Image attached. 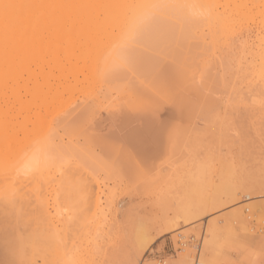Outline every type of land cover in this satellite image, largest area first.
I'll use <instances>...</instances> for the list:
<instances>
[{
    "label": "bare ground",
    "instance_id": "bare-ground-1",
    "mask_svg": "<svg viewBox=\"0 0 264 264\" xmlns=\"http://www.w3.org/2000/svg\"><path fill=\"white\" fill-rule=\"evenodd\" d=\"M2 74L5 75L2 76ZM11 79L15 80L11 82V84L15 83L14 86L17 85L19 86L18 88L22 85L19 84L24 82L26 86V89L23 88V90L25 89L24 93L27 92L31 98L28 100L26 99L28 96L24 95L27 100V102L25 100L26 105H24L25 102H21V99L20 102L22 106H20L19 99L16 97L18 94H12V96L15 95L17 100H15L13 96V101L16 102L15 104L12 103L14 106L11 104L10 109L18 104L23 110H20V114L18 113L19 115H16L14 112L16 108L15 110L13 108L14 111H11L6 107L13 114L15 113V115L13 116L12 114L11 117L10 115L7 116L9 111H7V114L5 112V115L0 114V117L2 116L0 118V206L3 210L0 209V216L3 214V220L0 222H4V218L6 219V217L10 215L11 220H9V217L7 218L9 222L14 224L10 223L12 226L15 227V221L19 222L21 220L19 223L16 222V224L22 226L23 223H26L25 226L30 224L35 230H40L41 233H39V231L37 232L38 236H44H39V238H37V241L39 240L37 244L41 242L37 246L42 244V242H52L55 243H51L52 245L58 246L57 243L62 239L60 230L64 238V235L67 233H63L66 231L65 228L70 229L73 224L76 226L79 225V228L82 226L83 229H87L86 231L92 230L93 233L95 232L93 237L97 235L96 238H98L99 230L111 226L114 228L115 225H118L116 224L118 223L117 221L116 223L113 222L116 218L115 210H117L114 204L116 197H111L115 194L114 189L118 185H113V192L111 191L110 194L106 192L107 195L104 196L105 181L99 180L100 183L96 180L100 178H97L98 176H93L99 172L97 170L98 166H95L96 158L97 160H101L102 157V161L105 158V164L102 161L97 163L100 165L103 163V168L108 167L109 169V166L112 168V165H110L112 164L110 162L112 159L107 161V163L109 162V164H107V156H105L110 153L112 147L108 141L106 144L105 142L102 144L104 141L102 140V145L97 144L99 145L98 148L94 146L95 150L93 152L87 150L88 154L86 157L89 155V152L95 153V160H93L90 154L87 157V161L86 157L80 152V149L82 148V150H84L83 147L85 146L81 145V147L79 146L80 148H78L77 140L76 143H73L72 140L76 139L75 137H78V140L81 137L88 138L89 135L93 138L92 135L94 134L89 126H92L94 119L98 118L96 115L99 114L98 111L101 109L100 107L104 103V99L108 98L109 101L111 98L115 99V97H118L116 101H120L118 103L120 106L122 103L121 110L132 119L136 117L138 119H146V125L142 124V122L144 123L142 119L141 121L140 119H135L137 125L139 123L138 121H140L143 128L141 129V126L138 125V129L134 128V130L136 129L138 131L135 130V132L127 133L125 144L119 145V147L115 146L122 160V172L129 173V175L126 176L130 177H124L125 175L122 176V172L115 170L119 171L116 175H122L113 178L115 181H117V179L119 180L121 176L124 179H130L132 177L131 180L137 178L134 180L137 184L140 183L139 181L144 183L149 182V179L153 182V179L149 175L151 172H148L146 167V171H144V164L142 165V163L143 158H146L149 152L152 151L151 155L154 154L153 150H156L159 144L158 142H160L157 133H152L153 131L155 132L154 129L157 123L153 118L157 119L158 114L156 113L157 115L155 118V112L160 103L172 102L179 112L183 111L182 114L186 113L185 109L189 112L188 115H190V113H193L192 115L199 113L198 118L201 117L204 120L206 117L204 123L207 119L209 121L211 120L210 124L214 126L211 125L212 128L209 130L211 134L213 132V134L218 133L217 130H221L224 125L222 122V126H220V122L223 120H220L217 125L216 121H214L216 119L214 115L219 114L220 116L221 113L220 111L218 112V110L230 108L234 101H241L243 99L246 101L245 99L252 97V99H249V101L251 100V104L253 100H255L253 104L263 103L264 105V0H0V86L2 87L0 89L6 92L2 96L3 106L4 102L7 100L4 101V97L9 93L8 90L11 89L10 91H12L14 88V86H12L13 84L11 88V86L9 87L6 83L8 80V82L12 81ZM29 83L33 84L32 87H29ZM8 87L9 89L7 90ZM33 87L34 89H32ZM5 89L7 91H5ZM22 91L19 92L22 93ZM12 92H10V96ZM114 94H116L115 97L113 96ZM20 97L22 98V95ZM6 98L9 97L7 96ZM11 100L9 103L7 102L8 105ZM5 105L7 106V104ZM237 105L240 106V104ZM237 105H234L236 109H238ZM234 106L233 108L231 106L232 110ZM248 106L249 109L252 108V105L250 106L248 104ZM258 106L256 105V108ZM0 108L3 109L1 105ZM260 109L261 108H259V110ZM214 110H216L217 114ZM256 110L258 111V109ZM172 111H174V108ZM224 113L226 114V112ZM239 114H241V112L238 113V115ZM219 116L218 119H220ZM126 117H124V119H127ZM260 117L262 118L259 114V120H261ZM225 118L228 120L229 116ZM235 118L238 121V116ZM233 119L234 118H232V120ZM88 122L92 123L89 125ZM207 122L206 125L208 124ZM233 122L236 121H230V123L227 124H231L232 126L234 124ZM196 123L194 126L196 134L203 130L201 127L203 128V126H205L206 128L208 126L202 124L200 130H198V125L196 126ZM215 123L218 128L217 130ZM245 123L246 122L243 124ZM239 124H241V122ZM68 126H76V130L78 126L79 130L76 131L75 127L71 129V127L69 128ZM86 126L88 127L86 128ZM231 126L228 127V130L231 131L234 128V131L232 130L234 133H231V135L234 134L232 137L236 139L238 133H235L237 132L235 126H232L233 128L230 129ZM66 127L69 128L68 132L71 130L70 134L74 131V136L72 135L73 138H71L72 136L70 137V135V139L66 137L68 134ZM92 127L95 128L96 126L94 127L93 125ZM194 127L192 132L195 133ZM63 128H65V130ZM84 128L88 129L87 132L90 133L88 136L84 133L85 130L83 132L80 131ZM208 128L206 129L207 131ZM139 129L141 131H139ZM206 130H204L205 132H203V134L207 133ZM222 130L226 132L227 128L224 129L223 127ZM258 130L260 129L257 127V132H259ZM61 131L67 134H64V136ZM243 131L240 133L242 134ZM78 132L80 137L78 136ZM179 132L180 134L181 132H184V134L187 133L185 129L179 130L178 133ZM140 133H147V135H140ZM178 133H175L179 138L175 136L176 139L174 138V144L182 148L184 146L183 144L180 146V143L184 141L183 139L181 141L180 138L183 136H180V134L178 135ZM83 134L85 136H83ZM260 134L257 140L263 137H260ZM203 136L200 135L201 138H203ZM65 137L68 140H65ZM243 137L247 138L249 136L243 135ZM98 138L101 140V137L98 136ZM240 138L241 135L238 139L241 140ZM87 140L83 141L82 144L87 143ZM91 140L89 145H91ZM224 142L228 144V142L232 143V140L227 142L223 141V143ZM260 142H262L260 144H264L262 140ZM184 143L187 144L186 142ZM127 144L130 145L127 146ZM206 144L208 145V143ZM216 144L218 145V143ZM237 144H239V142L236 141V145ZM245 144H247L248 147V143L245 142ZM7 146H9V150L4 149ZM91 146L88 149H91ZM233 146L234 144L232 147ZM237 146L239 147V145ZM219 147L221 146L218 145V148ZM232 147L229 149L230 155L227 153L228 156L232 155ZM257 147L255 148L256 150ZM210 148L211 147H209V149ZM249 148L250 147H248V149ZM215 149L213 150L212 147L213 151H215ZM252 149L254 148H251V150ZM245 150L242 151L246 155L248 150ZM260 150L259 152L261 153L262 151ZM119 151H122V153ZM84 153H86V149ZM249 153L251 154V152ZM249 153L248 155L251 157ZM256 154H254V157ZM248 155H246L247 161L251 160ZM262 156L264 157L263 154ZM233 158H227L229 163V160H231L230 164L235 161ZM256 159L255 166L251 163L247 164L250 161L246 162L247 166L245 165L247 169L249 166V169L254 167V173L255 169H258L253 176H255L257 172L259 174V170L262 173L264 172L263 168V170H261L262 164L264 165V161L262 160L264 159ZM214 160L216 164L218 161L216 162L215 158ZM221 161L222 159H219L218 163L220 164ZM89 162L95 169H91L92 167L89 165ZM115 162L119 163L118 160H115ZM253 162H255V158ZM258 162H260V164L261 162L263 163L260 165ZM206 163L209 164V162ZM211 164L212 163H210L207 169L203 166V171L198 169V173L196 172L195 175L191 177V182L193 184L190 183V185L196 191L192 189H189V191L195 193V195H192L194 198L186 197L187 199L184 201L185 204L180 205L181 207H179V210L175 213L176 216L174 215V217H171L172 219L170 218L169 220L166 219V222L164 221L167 230H172L173 228L180 227V225H186L197 221L205 217L211 211L224 206L223 203L236 202L239 198L240 191L247 192V194H249V199L258 197L257 200L249 202L250 207L254 208L258 205L259 208H264V176L260 175L262 174L261 172L259 175L257 174V176H255L258 179L256 181V179L254 180L255 177L253 178L252 176L251 170L248 171L244 167L243 170H245V175L242 176V174H244L243 170L241 171L242 174L240 172L237 174V164L236 166L235 163L232 164V166H235L233 168L229 164L228 166H231L232 169L227 171V167L226 170L222 169V167L224 168L223 165H225L223 162L221 163L222 166L220 165L221 169L219 171L221 173L224 171V177L221 175L223 177L222 179L219 176V181H225L227 184L225 182L221 184L220 182L219 184L221 185L218 186L216 185L217 183H215V179H213L216 174L212 175L215 169H211ZM257 164L259 167H257ZM210 170L213 171L211 172ZM90 171L92 173H90ZM208 171L211 172V175L209 174L210 176L207 173ZM234 172H236L235 174L238 177L236 176L235 178ZM145 174L150 176V178H147V181ZM239 174H241L245 180L242 181ZM250 175L253 179H248ZM245 176L247 177L245 178ZM93 177L94 179H92ZM226 177L231 179V182ZM233 177L239 180L238 185V180H236V183L234 180L232 181ZM89 178L90 182L88 181ZM224 178H226V180ZM250 180L252 181L250 182ZM87 182L91 183L92 186H90L89 183L88 185ZM233 182L235 183L234 185L232 184ZM84 184H87V186ZM95 184L96 187L93 186ZM230 185L236 188L233 187V189L231 188L230 190ZM108 186L110 188V184H108ZM224 187L228 189L229 192L225 190ZM187 188L188 187H186V190ZM65 190L67 194L65 197H68L71 193L73 197L70 195L65 199L62 194ZM223 191L228 192L229 196L225 195L226 192L223 193ZM220 194L222 197L225 195L227 201L226 199H224V201ZM75 197L79 199H75ZM106 197L108 198L107 200ZM109 197L112 201H108L110 200ZM228 197L230 200H228ZM79 202L80 204H78ZM86 203L89 204L87 205ZM71 205L75 206L76 209L71 207ZM250 207H246V210L252 212ZM71 208L76 211L72 213ZM251 212L248 214L243 212L241 218L242 221L240 225L247 231L255 229H253L254 224H252L253 222L251 220L254 218L252 214L254 211ZM227 213L224 216L222 215V217L220 216L221 219L215 218L211 220L209 224L206 221V223L210 225L211 232V238L205 243L208 249H212L218 244L216 237L218 236V227L221 226L219 225L221 221H224L223 226H227L231 231L234 229L235 223L239 224L235 219L233 221L230 220L231 216L240 217L241 214L239 210H237V212ZM72 215H74V217ZM71 218L74 219V221L76 220V222L78 221V224L74 223ZM111 220H113V224ZM209 220L210 219H208V221ZM222 222L220 224H222ZM68 223L71 227H69ZM3 224H1L2 227ZM250 224H252V226ZM6 225H8V223H6ZM19 225H16L18 229L15 227V230L14 227H10L13 231L17 230L16 233L12 231V233L17 234L16 237H21L23 231L25 232V230L20 231ZM30 225L28 227H30ZM66 225L68 226L66 227ZM29 229H27V232L31 231ZM5 230H7V228ZM5 230L3 228V231ZM19 231L21 233L20 236L18 235ZM67 231L69 232V230ZM96 232H98V234ZM2 233L0 235H2ZM4 233L6 234L5 236L9 234L7 232ZM13 235L10 234V236L14 237L15 235ZM102 235V237H104V234ZM8 236L3 238L9 242L11 238ZM27 236L26 238L31 239L37 235L35 234L34 236L32 229V233L30 232ZM22 237L18 239L20 243H16L17 239H11L13 240L12 245L18 244L15 247H18V249L21 248V250H23V247H21L22 244H27L23 243V238L25 239V237ZM3 238L0 239V243L1 241L3 243ZM76 238H78V236ZM108 238H110V236ZM187 238L188 237H186V239ZM183 239L184 238H182V241ZM87 240L85 242H87ZM109 242L110 241L107 243L109 244ZM139 242H141L140 251L142 253L144 248H148L147 245L150 241L141 237L139 238ZM29 243L27 245H29ZM33 243H36V240ZM1 249H3L2 246ZM21 250H19L18 253H20ZM187 250L189 249H186V251ZM204 250L206 251V249ZM186 251L183 256L181 255L182 263L192 264L189 255L190 252L188 253V251ZM201 251H203V249H200V252ZM43 252L44 251L41 252L42 255ZM24 256L25 255H21V259L22 257L25 258L27 255ZM199 258L200 253L196 257V264ZM25 259L28 264L29 260L27 258ZM179 261L180 260L177 259V262ZM20 262L23 261L21 260L19 263ZM35 262V264H37V261ZM198 262L201 264L200 259ZM177 264H181V262Z\"/></svg>",
    "mask_w": 264,
    "mask_h": 264
},
{
    "label": "rangeland",
    "instance_id": "rangeland-1",
    "mask_svg": "<svg viewBox=\"0 0 264 264\" xmlns=\"http://www.w3.org/2000/svg\"><path fill=\"white\" fill-rule=\"evenodd\" d=\"M5 74H2V76L5 75ZM7 75H8V73H7ZM7 75H6V77H7ZM11 80L12 81H10V82H8L9 80L8 81L5 80L9 87L13 84V83L11 84V82L15 81L14 79H11ZM9 83H10V85H9ZM31 83H29V87H32L33 84H31ZM3 84H5V83H3ZM14 84L12 86H14ZM19 85H21L20 88H18L19 86L16 85L18 89L16 88V86H14V88L12 90L13 92L10 91L11 89H9V87L7 88V90L9 89L8 90L9 93L6 94V95L9 98H6L7 96L4 97V101L7 99L4 102V106H3V101H2L3 98H2V96L6 92H4L2 89H0V103H1L0 105H1V107H3V109L0 108V114L5 115V112L7 114V111H9L7 108L10 109L11 108V104L12 103L15 104L16 101L15 102L13 101L14 100L13 96L15 97L16 93L18 94V96L16 95V97L19 99V102H20L21 99H22L21 102H25L26 99L29 100L31 98V96L28 95L26 91H25L26 93H24V90L26 89L25 83L22 82ZM12 86H11V88H12ZM0 88H2V87L0 86ZM3 88H4V86H3ZM23 88H25V89L23 90ZM32 89H34V87ZM7 90L5 89V91H7ZM19 91H22V93L19 92ZM10 92H12L11 96H10ZM12 94H15V95L12 96ZM21 95H22V98L20 97ZM24 95L28 96V98L25 99ZM113 96L115 97L116 94H114ZM10 97H12V98H10ZM16 97H15V100H17ZM117 98L116 97H115V99L111 98V100L109 99V101H108V98L104 99L105 101L103 100L104 101V103H103L104 105L102 104V106L100 107L101 111L99 110L100 111V112L98 111L99 114L96 115V117H98V118H95L96 121H95V119H94V121L92 119V121H93L92 126L93 125H94V127L96 126L95 127L96 129L93 128L92 126H89V127H91L90 129H91V131L94 134V135H92V132L90 131L91 135L93 136V138L89 135L90 133L87 132L88 129H86V128L88 126H86V128H84L83 130L81 129L80 131L83 132L85 130L86 132L84 131V133H86L87 136L89 135L88 138L87 137H84V138L81 137V138H79V140H80L79 141L78 137H75L76 139H73V140L71 139V140H72L73 143H76V140H77L78 148H80L81 145L85 146V147H83L84 150H82V148L80 149V152L85 157L88 154L87 150H89V151L91 150V152H93L95 150V147L98 148L99 145L104 144V142L106 144V142L108 141V143L111 145L112 150L110 151V153L108 155H105V156H107L106 157L107 158L106 163H107V161L112 159V161H110L112 164H110V165H112V168H114V169L110 168L111 166H109V165H107V166H109V169H108V167L107 168H105V167L103 168L102 167L103 163H101V165L98 164V163H100L102 161V157H101V160L100 159L97 160V158H96V160H97L96 161L94 159V154L95 153L93 154V153L89 152V155L91 154L93 160H95V163H96L95 166L96 167L98 166L97 170L99 171V172L96 173L98 175L95 174L96 170H95V172L93 171V173L95 174L93 176L94 177L98 176L97 178H100V179H96V180H98V182L103 180L106 183V186H104V190H105L104 196L107 195L106 192H109V194H110L111 191L113 192V187H112L113 185L114 186L118 185L114 189L115 190V194H113L111 196V197H113V196L116 197L115 200H114L115 201L114 204H115V207L117 209V210H115L116 211L115 212L116 218H115V215H114V218L116 220L115 219H114V221L111 220V223H112V221L115 222V223L117 221L118 223H116V224H118V225L117 226L115 225L114 228H113V226H111V227H108V228L106 227L104 229L99 230L98 231L99 232V236H98V238H96L97 235H94V237H93V234L95 232L93 233L92 230L86 231L87 229H83L82 226H80V228H79L78 227L79 225L76 226L73 223H72L73 224L72 225L73 228H72L69 225V223H68L69 227H71V228L70 229L69 228L66 229L65 227H63L66 230V231L63 230L64 231L63 233L65 234V232H67L66 235H64V238H63L62 232L60 230V233H61V236H62V237L61 236L60 237L64 241L62 239H60L59 240L60 243L59 242L57 243L58 246L57 245L56 246L52 245V244H55V243H52V242H48V243L47 242H42L43 245L40 244L39 246H37L39 243H41V242H39L37 244V242L39 241V240L37 241V238H39V236H41V235L38 236L37 232L39 231V233H41V231L40 230H35L33 227H31L30 224L25 226L26 223H23L24 224L23 225L22 224L23 221L21 222L22 226H20L19 224H16V222L19 223L21 220L19 222L15 221V227H17L16 229H18V226H16V225H19L20 229H21L20 231L25 230V232L23 231V233L21 235V237L22 236L25 237V239L22 237L23 240H24L23 243H27L28 244L30 242L29 245L21 243L22 246L21 245L20 246L23 247V250H21L20 246H19L20 249H18V247H15L18 244L14 245V246L12 245L14 239L15 240L17 239L16 240L17 242L15 241L16 243H18V242L20 243V240H18V239L19 238L21 239V237H16L17 234H15V233H16L17 230L16 231L12 230V228L14 226L11 225V224H13L12 222H9V220H11L10 219V215H9V216H7V217H9V220L6 217V219L4 218V222L2 221L5 224L0 222V227H1L0 231L1 230L3 231V228H4V230L7 228V230L3 231V233H2V231L0 232V234L2 233V235H0V237L2 236L0 239H2L3 237L6 238L8 235L10 236V234H12V235L14 234L15 236L14 235H13L14 237L10 236L11 239L14 238L13 240L10 239L12 242L9 239H8L9 240V242H8L4 238H3V240L5 242L3 241V243H2V241H1L2 244L0 243V264H21V263L22 264H24V263L27 264L25 258H27L29 260L28 264H35L36 263L35 261H37V264H42L44 262H45L44 264H108V263L109 264H165V263L166 264L167 263L168 264H173V263L177 264L179 262H181V264H183L184 262L182 263V256L185 253L186 249H189L187 251H188V253L190 252L189 255L191 257L190 259H191L192 264L194 262H195L194 264H196L197 251H196L194 245L198 241H200V242L202 241V243H203L201 245V247H202L201 250L203 249V251L200 252V258H199L201 264H226V263L227 264H262V262H264V208L262 207V209H261V208H259L258 205H256L254 208L250 207L249 206V202H252L253 200H257L258 197H254L252 199H249L248 198L249 194H247V192H241L240 191L239 198L237 199L236 202L234 201L235 203L234 202L227 203V204L223 203L224 206H222V207L219 206L220 208H217V209L211 211L205 217L200 218L199 220L194 221L192 223H188L186 225H180V227L173 228L172 230L171 229L167 230V227H166V224H165V222H166L165 220L166 219L169 220L171 217H174L176 211H178L179 207H181L180 205L185 204L184 201H186V199H187L186 197L190 198V197H193L192 196L193 194L195 195V193L192 192V191H189V189L190 190L192 189L193 191H196L195 189H193V187L190 185V183H192L191 182V177L193 175H195L196 172L198 173V171H197L198 169H201L203 171V169H202V168H204L203 166H205V169H207V167L210 166V163H212L211 164L212 165L211 169H215V171H213V170H210V171L214 172V173H212V175L216 174V175H214L215 178L213 177V179H215V183H217L216 185L219 186L223 182H225V181H223V182L219 181L220 180L219 176L222 179L224 177L223 176L224 171L222 170L223 173H221L219 171L221 169V166H222L221 163L224 162L225 165H223L224 168L222 167V169L226 170V167H227V171L229 169L231 170L237 164V168H238L237 174H238L239 172L241 173V171L244 169L245 165L247 166V164L251 163L252 165L255 166L256 161H257L256 158H258V159L260 158L261 160L264 159V157L262 156V154L264 155V147H263L264 144L263 145L260 144V143H262V142H260L261 140L264 142V139H263V137H264V133H263L264 132V129H263L264 128L263 127V125H264V115H263L264 114V112H263L264 111V105H263V103L261 102L262 104H256V103L253 104V102H255V100H253V102L251 104V100L249 101V99H252V97H249V99H245L246 101H244V99L241 100V101H236V102L234 101V103L240 104V106H238L237 104H234V103L231 102L232 103V105H231L232 108H233L234 105H237L238 109H236L235 106H234V109L232 110V108L230 106V103H229L230 108L228 107L225 110L224 109L218 110V112L220 111L221 114H220V116H219V114L218 115H214L216 117V119H215L214 116H213V118L215 119L214 121H216V123L218 125L219 121L223 120V121L220 122V124H221L220 126H222V122H223L224 129L227 128V131H228V132L226 131L227 133L223 132V130H222L223 127H222L221 130H219L216 127V123H215L216 130L218 129L217 132L219 134L218 133L213 134L214 132L212 134H211V132L209 133V130L212 128L211 127L212 124H210L211 120L209 121L207 119L208 122L206 120V122L208 123L207 124L208 126H207L206 122L204 123L206 117L204 118V120L201 117L198 118L199 113L196 114L197 116L195 114H194L195 116L192 115L193 113L192 114L190 113V115H188L189 112L185 109L186 113L184 112L185 114H182L183 111L179 112L178 109H176L174 107V103H172V102H162V103H160L158 108H157V110H156V112H155V118H156V115L158 114L157 115V119L153 118V120H156V122H157V123L155 122L156 123L155 129H154L155 132L154 131L152 132L154 134L157 133V135L160 138L159 139L160 142H158L159 144L157 145L156 150L155 149L153 150L154 154L151 155L152 151L149 152L148 153L149 155L146 158H143V163H142V165L144 164V168H143L144 171H146V168H147V171L151 172V174H149V175L153 179V182H151L152 180L149 179V182L144 183L142 181H139L140 183L137 184V182L134 181V180L137 179L136 176H135L136 179L131 180L132 177L130 179H127V178L130 177V176L127 177L129 175V173L127 174L125 172H122L123 171V165L121 164L122 160H121V157L118 155V152H117L118 150H116V147H119V145L121 146V145L125 144V141L127 140V138H126L127 133L129 134L130 132H135V130L138 129V125H140L141 129H142L143 128L142 124L146 125V123H145L146 119L144 120L143 118H141L142 121H144V123L142 122V124H141V122H140L141 119L139 118L140 121H138V122L140 124L138 123V125H137V123H136L137 121L135 119H137V120H139V119L137 117L133 118V119L128 117V115L123 110H121L122 109V107H121L122 103H121V106H120V104L118 105V103L120 101L117 102L116 101ZM10 100H11V102L8 105ZM21 102L19 103L20 106H22ZM26 102H27V100H26ZM26 102L24 103V105H26ZM31 102H32V100H31ZM121 102H123V101H121ZM240 102H242V103H240ZM245 102H247L250 106L252 105L253 110H252L251 107H250L251 109H249L248 104L245 103ZM28 103H29V101H28ZM5 104H7V106ZM14 104H12V106H14ZM172 105H173L174 111H172L173 110ZM256 105L257 106L259 105V106L256 108ZM17 106H18V104L15 105V107H13L14 110L16 108V111H14L13 108L10 109V110L14 111L16 113V115H19L20 114V110H23V108H20L18 106V110H17ZM5 108H6V110H5ZM259 108H261V109L259 110ZM256 109H258V111L259 112L261 111V112L259 113ZM11 111H9L7 116H9V115H10V117L12 116L13 113ZM211 112H210V116H211ZM214 112L216 113V110H214ZM224 112H226V114ZM234 112H236V113H234ZM240 112H241V114L238 115V113H240ZM262 112H263V114H262ZM15 113L13 114V116L15 115ZM231 114H233V115H231ZM235 114H236V116H238V121L235 118L236 117ZM259 114H260V116H262V118L260 117L262 122H261V120H259ZM218 116H219L220 119H218ZM226 116H227V118L229 116L228 120L225 118ZM124 117H126L127 119H124ZM231 117L234 118V119L232 120ZM191 118H194V119H191ZM196 118H197V120H196ZM217 119H218V121H217ZM230 121H236V122H233L234 124L232 125L233 127L235 126V128H236L237 132H235V133L236 134L238 133V136L236 137V139H235V137L234 138L232 137V136H234V134L231 135V133H234L233 132L234 128L231 126V124H229V125L227 124V123H230ZM256 121H257V123H256ZM196 122H198L199 124L196 123ZM201 122H203V123H201ZM225 122H226V125H225ZM240 122H241V124H239ZM244 122H246V123L243 124ZM91 123L88 122L89 125ZM195 123H196V126L198 125L197 126L198 130H200V127L202 126V124L206 125L207 127L206 128H205V126H203V128L201 127V129H203V130L199 131V133L196 134V131H195L196 129L194 127ZM237 123H238V125H237ZM84 126H85V124H84ZM157 126H160V127H157ZM229 126H231L230 129L233 128L232 129L233 131L232 130L231 131L228 130ZM68 127L69 128L71 127V129L75 127V130H76V126H68ZM68 127H66V129H67L66 131H67L68 134L66 132L64 133V131H61V132H62L63 135L67 134L66 137H68V139H70V137L73 135L74 131H73V133L71 132V134H70L71 130H69V132H68V129H69ZM193 127H194L195 133L192 132ZM238 127H239L240 130L238 129ZM257 127H258V129H260V130H258L259 132H257ZM92 128H93V130H92ZM134 128H136V129L134 130ZM207 128H208V131L206 130ZM63 129L65 130V128H63ZM182 129H185V131H187V133H186L187 135L184 134V132L183 133L181 132V134H180V132L178 133V131L182 130ZM188 129H190V130H188ZM77 130H79L78 126H77ZM198 130H197V132H198ZM204 130H206L207 133L203 134V132H205ZM136 131H138V130H136ZM139 131H141V130L139 129ZM241 131H243L242 134L246 131L243 135L249 136V137H247V138L243 137V135L240 133ZM175 133H178V135L180 134V136L182 135L184 137V138L181 137L180 139H181V141L183 139V141L186 142L187 144H185L184 142L180 143L178 141L180 143V146L183 144L184 147L180 148L179 146H177V144H174L175 136L178 137ZM258 133L262 134V135L260 134V137L263 136L259 140H257V138H259V134ZM206 134H208V135H206ZM249 134H251V135H249ZM69 135H70V137H69ZM80 135H81V133H80ZM200 135L201 136L205 135V136H203V138H201ZM240 135H241V138H240L241 140L238 139L240 137ZM73 136L71 138H73ZM78 136H79V132H78ZM83 136H85V135L83 134ZM98 136L101 137L100 138L101 140H99ZM66 137H65V140L67 139ZM90 137L92 138V140H91ZM172 137H173V140H172ZM215 138H216V140H215ZM230 138H232V139H230ZM85 140H87L86 141L87 143L84 142L85 144H82L83 141H85ZM90 140H91V145L92 146L89 145ZM102 140H104L103 143H102ZM231 140H232V143H230V142H228V144L225 143V142L223 143V141L227 142V141H231ZM233 141H235V142H233ZM236 141L239 142V144H237V145H239V147L236 145ZM258 141H259L260 145L258 144ZM242 142H243V144H242ZM245 142L248 143V147H250L249 149L247 147V144H245ZM206 143H208V145ZM216 143H218V145L221 146V147L218 148V145ZM97 144H99V145H97ZM231 144L232 145L234 144V146H233L234 148L232 147ZM240 144H241V147H240ZM129 145L130 144H127V146H129ZM216 145H217V147H216ZM10 146H13V145H10ZM90 146L92 148L88 149V148H90ZM208 146L211 147L210 149H211L212 152L210 151ZM8 147L9 146L5 147L4 149H6V150L8 149L9 150ZM207 147H208V149H207ZM212 147H213V150L216 148L215 151L212 150ZM231 147H232V150H231V154L232 155L228 156V155H230V152H229L230 150L229 149H231ZM256 147H257V150L255 149ZM217 148H218V150H217ZM227 148H228V151H227ZM251 148H254L255 150L254 149L251 150ZM258 148H259V150L262 149V150H260V151H262L261 153L259 152ZM85 149H86V153H84ZM219 149H220V151H219ZM242 150L243 151L244 150L245 151L248 150L246 155H248V153L251 152V154L249 153L251 155V157L248 155V157H250V159H251V160H249L250 162L247 161L248 160L247 156L245 155V153ZM119 152L122 153V151H119ZM227 153H228V155H227ZM254 154H256L255 157H254ZM258 155H259V157H258ZM112 156H114V157H112ZM219 156H220V158H219ZM227 156L229 157V159L234 157L233 159L235 161L233 160L234 162L232 161L233 162L232 164L235 163V166H232V164H230L231 160H229L230 163L228 162V159H227L228 157ZM244 156H246V157H244ZM87 157H86V159H87ZM214 158L216 159V162L217 161L219 162V159H222L223 162L221 161L220 164L218 162H217L218 164L217 163L215 164ZM254 158H255V162H253ZM104 160H105V158L103 159L102 162H104ZM115 160H118L119 163L115 162ZM203 160H204V162H203ZM244 160H246V161H244ZM87 161H88V159H87ZM262 161H264V160H262ZM206 162H209V164L206 163ZM246 162H249V163L246 164ZM226 163H227V165H226ZM262 163L263 162H261V164ZM92 164H93V161H92ZM92 164L89 162V165H91V167H92ZM104 164H105V162H104ZM107 164H109V162ZM213 164H215V165H213ZM229 164L232 166V168H231V166H228ZM258 164H260V162H258ZM114 165H116V166H114ZM262 166H264V165L262 164ZM262 166H261V170L264 169V167H262ZM91 167H88V168H91ZM257 167H259V165ZM245 168L247 169V167H245ZM249 168H250V166L248 167L247 170L248 171L251 170L252 176L258 170V169H255V173H254V169H253L254 167H252L251 169H249ZM91 169H95V167L93 166ZM115 170H119L120 172H122L123 175L119 174V173L118 174L122 175V176L125 175L124 177H127V178L124 179L121 176V178H120L121 180L117 179V181H115V179L113 177L119 176V175H116V173L119 172V171H115ZM235 170H236V168H235ZM91 171H90V173H92ZM244 171L245 170H243L244 174L241 173L242 176L245 175ZM211 172L208 171L207 172L208 175L209 174L211 175ZM260 172L261 171L259 170V174H260ZM145 173H147V172H145ZM235 173L236 172H234V174ZM263 173L260 174V175L264 176ZM241 174H239V175L241 176ZM249 174H250V172H249ZM257 174H258V172H257ZM257 174L255 176H257ZM80 175H82V174H80ZM82 176H84V175H82ZM145 176H146V181H147L148 180L147 178L148 177L150 178V176H148L147 174H145ZM145 176H144V181H145ZM209 176H208V178H209ZM236 176L237 175L235 174V178H236ZM242 176H241V179L243 181L245 179H243ZM252 176L250 175V178H248V179H253L255 177V176H253V178H252ZM77 177H78V174H77ZM94 177L92 179H94ZM196 177H197V175H196ZM227 177H229V176H227ZM246 177L247 176H245V178ZM74 178H76V177H74ZM226 178H224V179L226 180ZM92 179H91V181H92ZM227 179H229V178H227ZM255 179H256V181L258 180L257 177H255L254 180ZM74 180H76V179H74ZM229 180L231 182V179H229ZM233 180L236 183L237 182L236 180H238V179H234V177H233L232 181ZM65 181H66V179H65ZM88 181L90 182V178L88 179ZM129 181H130V184H129ZM251 181L252 180H250V182ZM89 182H87V184ZM220 182H221V184H219ZM235 183L233 182L232 184L234 185ZM238 183H239V180L237 182V185H238ZM87 184H84V185L87 186ZM89 184H90V186H92L91 183H89ZM92 184H94V183H92ZM108 184H110V188H109ZM69 185H65V186H69ZM233 185H230L231 187H229V186H227V187H229L230 190H231V188L233 189V187L236 188ZM93 186L96 187V184L93 185ZM224 186L226 187L225 184H224ZM186 187H188L187 188L188 191L186 190ZM225 187H224V189H225ZM66 188H68V187H66ZM81 188H82V186H81ZM169 188L173 192H171ZM66 190H68V189H66ZM66 190L62 193L63 197L65 199H67L70 195H72L71 197H73V194H72L73 190H72V193L70 195H68V197H65L67 195L66 194ZM225 190H227L229 192L228 189H225ZM224 192H226V191H223V193ZM228 192H226L225 195L229 196ZM79 193H80V191H79ZM167 193H170V194H167ZM225 195L222 197L221 194H220V196L223 198V200L226 199V201H227V197ZM76 197H78V196H76ZM76 197H75V199H79V198H76ZM82 197H84V196H82ZM65 199H63V200H65ZM70 199H72V198H70ZM107 199L108 198L106 197V200ZM109 199L110 200H108V201H112V199L110 197H109ZM190 200H192V199H190ZM228 200H230V198ZM65 201H67V200H65ZM73 201H74V198H73ZM187 201H189V200H187ZM61 202H60V204H61ZM83 203H84V201H83ZM221 203H222V201H221ZM78 204H80V202ZM72 205H71V207L75 208V206H72ZM80 206H82V205H80ZM61 207H62V205H61ZM65 207H63V208H65ZM246 207H250L252 212L253 211L254 212L252 213L250 210L247 211ZM233 208H235V209H233ZM241 208H242V210H241ZM0 209L2 210L1 206H0ZM4 210H6V209H4ZM64 210H66V209H64ZM237 210L240 211V214H241L240 217L231 216L230 220L233 221L235 219V220H237L239 222V224L235 223L234 229H232V231H231L229 228H227V226H223L224 225V221L223 222L221 221L222 224H220L221 223L220 222L219 225H221L222 227L221 226L218 227V233H217L218 236L216 237L217 240H218V244L216 246H214L212 249H208L207 245L205 244L211 238L210 225H208V224L211 222V220H213L215 218L221 219L222 215L223 216L226 215L227 212L228 213L229 212H237ZM66 211H69V210H66ZM71 211L73 213V211L75 212L76 210L72 209ZM243 212H245L246 214L251 212L254 215V218L251 219L252 222H253L252 224H254L253 225V229L255 228L254 230L247 231V230L243 229V227L240 225L241 221H242L241 218L243 216L242 215ZM5 214H4V216H5ZM72 216L74 217V215H72ZM12 218H13V216H12ZM76 219H77V217H76ZM112 219H113V215H112ZM208 219H210V220L208 221ZM1 220H3V214H2V216H0V221ZM71 220L74 221V219H72V218H71ZM12 221H14V220H12ZM206 221H207L208 224L206 223ZM70 222H72V221H70ZM6 223H8V225H6ZM74 223L78 224V221L76 222V220H75ZM1 224H3V227H2ZM252 224H250V225L252 226ZM29 225H30L31 228L28 227ZM68 225H66V227ZM10 227H12V228H10ZM15 227H14V230H15ZM21 227L25 228V229H22ZM10 229H11V231H10ZM27 229H29L31 231L27 232L28 231ZM32 229H33L34 236H35V234L38 236V237L37 236L33 237L34 241L36 240V243H33L34 242L33 238H31V239L30 238L29 239L26 238V237H28L27 235L30 232L32 233ZM67 230H69V232ZM104 230H106V231H104ZM12 231L15 232V233H12ZM20 231H19V234H18L19 236L21 234ZM4 232H7L9 234L7 236H5L6 234ZM98 232H96V233L98 234ZM187 232H188V234H187ZM100 233H101V235H100ZM110 233H111V235H110ZM102 234H104V237H102L103 236ZM249 234H251V235H249ZM76 235L78 236V238H76L77 237ZM90 235L94 239H92ZM107 235H109L110 238H108L109 236H107ZM185 235H186V237H188L187 239H186ZM43 236L44 235H42L41 237H43ZM112 236L113 237L115 236V237L113 238ZM100 237H102V238H100ZM141 237L142 238L144 237L146 240L150 241L148 243V245H147L148 248L147 249L144 248L142 253L140 251L141 250V248H140L141 242H139V238H141ZM182 238H184L183 241H182ZM43 239H45V238H43ZM47 239H48V237H47ZM56 239H59V238H56ZM85 239L86 240L88 239L87 242H85L86 241ZM30 240H32V241H30ZM107 240L110 241L109 244L107 243L108 242ZM96 241H98V242H96ZM16 243H14V244H16ZM205 245H206V247H205ZM1 246H2L3 249H1ZM25 246H28V247H25ZM216 247H218V248H216ZM204 249H206V251ZM19 250H21L20 251L21 254L18 253ZM42 251H44L43 255L41 253ZM16 253H18V254H16ZM21 255H25V256L27 255V256L26 257L24 256L25 258L22 257V259H21ZM40 255H42V256H40ZM43 257H44L45 260L43 259ZM180 257H181V259H180ZM177 259L180 260V261L177 262ZM21 260L23 262L19 263V261H21ZM55 261H58V262H55Z\"/></svg>",
    "mask_w": 264,
    "mask_h": 264
},
{
    "label": "built area",
    "instance_id": "built-area-1",
    "mask_svg": "<svg viewBox=\"0 0 264 264\" xmlns=\"http://www.w3.org/2000/svg\"><path fill=\"white\" fill-rule=\"evenodd\" d=\"M248 211V210H247ZM201 245H202V241L200 242V241H198L197 243H195V249L197 250V256L199 255V253H200V249H201ZM198 260L199 259H197V264H199V262H198Z\"/></svg>",
    "mask_w": 264,
    "mask_h": 264
},
{
    "label": "snow or ice",
    "instance_id": "snow-or-ice-1",
    "mask_svg": "<svg viewBox=\"0 0 264 264\" xmlns=\"http://www.w3.org/2000/svg\"><path fill=\"white\" fill-rule=\"evenodd\" d=\"M140 135H147V133H140ZM262 264H264V262H262Z\"/></svg>",
    "mask_w": 264,
    "mask_h": 264
}]
</instances>
